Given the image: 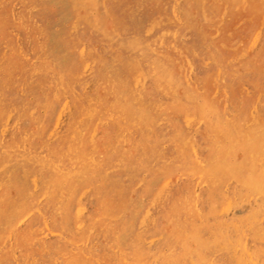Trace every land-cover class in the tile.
Returning <instances> with one entry per match:
<instances>
[{"label": "rangeland", "instance_id": "rangeland-1", "mask_svg": "<svg viewBox=\"0 0 264 264\" xmlns=\"http://www.w3.org/2000/svg\"><path fill=\"white\" fill-rule=\"evenodd\" d=\"M157 1L0 3V264H264V0Z\"/></svg>", "mask_w": 264, "mask_h": 264}, {"label": "bare ground", "instance_id": "bare-ground-1", "mask_svg": "<svg viewBox=\"0 0 264 264\" xmlns=\"http://www.w3.org/2000/svg\"><path fill=\"white\" fill-rule=\"evenodd\" d=\"M17 1H18V0H17ZM19 1H20V0H19ZM41 1H42V0H41ZM69 1H70V0H69ZM156 1H157V0H156ZM247 1H248V0H247ZM1 2H2V0L0 1V3H1ZM7 2H8V1H7ZM7 2H6V5H7ZM37 2H38V0H37ZM102 2H103V1H102ZM120 2H121V1H120ZM149 2H150V1H149ZM178 2H179V1H178ZM178 2H177V4H178ZM212 2H214V1H212ZM225 2H226V1H225ZM239 2H240V1H239ZM245 2H246V1H245ZM33 3H34V2H33ZM87 3H89V2H86L85 4H87ZM98 3H99V2H98ZM103 3H104V2H103ZM156 3H158V1H157ZM160 3H161V2H160ZM160 3H159V4H160ZM201 3H203V2H201ZM228 3H229V2H228ZM231 3H232V1H231ZM233 3H234V2H233ZM253 3H255V2H252V4H253ZM260 3H261V1H260ZM1 4H3V3H1ZM93 4H94V3H93ZM162 4H163V3H162ZM211 4H212V3H211ZM255 4H256V3H255ZM255 4H254V5H255ZM104 5H106V4H104ZM154 5H156V4H154ZM228 5H230V4H227V6H228ZM257 5H258V4H257ZM263 5H264V3H263ZM53 6H54V5H53ZM92 6H93V5H92ZM163 6H164V5H163ZM207 6H208V5H207ZM222 6H223V4H222ZM224 6H225V5H224ZM224 6H223V7H224ZM234 6H235V5H234ZM260 6H261V5H260ZM2 7H3V6H2ZM4 7H5V6H4ZM22 7H24V6L22 5ZM30 7H31V6H30ZM33 7H34V6H33ZM42 7H43V6H42ZM48 7H49V4H48ZM59 7H60V6H59ZM102 7H103V6H102ZM210 7H211V6H210ZM218 7H219V6H218ZM220 7H221V6H220ZM220 7H219V8H220ZM223 7H222V9H224ZM8 8H9V7H8ZM13 8H14V7H13ZM24 8H25V7H24ZM24 8H23V9H24ZM37 8H38V7H37ZM46 8H47V7H46ZM55 8H56V7H55ZM77 8H78V7H77ZM77 8H76V9H77ZM104 8H105V7H104ZM104 8H103V9H104ZM107 8H108V7H107ZM173 8H174V6H173ZM176 8H177V7H176ZM201 8H202V7H201ZM250 8H251V7H250ZM250 8H248V9H250ZM254 8H255V6H254ZM1 9H2V8H1ZM3 9H4V8H3ZM14 9H15V8H14ZM31 9H32V8H31ZM57 9H58V8H57ZM90 9H91V8H90ZM94 9H95V8H94ZM204 9H206V8H204ZM211 9H212V7H211ZM263 9H264V8H263ZM11 10H12V9H11ZM18 10H19V9H18ZM26 10H27V9H26ZM36 10H37V9H36ZM202 10H203V9H202ZM202 10H201V11H202ZM213 10H214V9H213ZM224 10H226V9H224ZM240 10H241V9H240ZM240 10H239V11H240ZM257 10H259V7H257ZM257 10H256V11H257ZM13 11H14V10H13ZM29 11H31V10H29ZM222 11H223V10H222ZM235 11H236V10H235ZM246 11H247V9H246ZM248 11H249V10H248ZM248 11H247V12H248ZM250 11L253 12V8H252V10L250 9ZM259 11H260V10H259ZM14 12H15V11H14ZM24 12H25V11H24ZM49 12H50V11H49ZM95 12H96V11H95ZM97 12H98V10H97ZM217 12H218V10H217ZM241 12H242V10H241ZM252 12H251V14H252ZM51 13H52V12H51ZM54 13H55V12H54ZM85 13H86V12H85ZM91 13H92V12H91ZM158 13H159V12H158ZM205 13H206V12H205ZM220 13H221V12H220ZM223 13H224V12H223ZM261 13H262V12H261ZM10 14H11V13H10ZM86 14H87V13H86ZM106 14H107V13H106ZM173 14H175V13H173ZM12 15H13V14H12ZM12 15H11V16H12ZM17 15H18V14H17ZM93 15H94V12H93ZM223 15H224V14H223ZM226 15H227V14H226ZM237 15H238V12H237ZM242 15H243V14H242ZM247 15H248V14H247ZM257 15H258V14H257ZM259 15H261V14H259ZM40 16H41V15H40ZM87 16H88V14H87ZM105 16H106V15H105ZM155 16H156V15H155ZM155 16H154V17H155ZM161 16H162V14H161ZM164 16H165V14H164ZM216 16H218V15H216ZM221 16H222V15H221ZM235 16H236V15H235ZM235 16H234V17H235ZM239 16H240V15H239ZM12 17H13V16H12ZM80 17H81V16H80ZM159 17H160V16H159ZM193 17H194V16H193ZM203 17H204V16H203ZM208 17H214V16H210V15H209ZM208 17H207V18H208ZM243 17H245V16H243ZM75 18H76V17H75ZM160 18H161V17H160ZM216 18H217V17H216ZM254 18H255V17H254ZM262 18H263V17H262ZM25 19H26V18H25ZM47 19H48V18H47ZM110 19H111V18H110ZM113 19H114V18H113ZM154 19H155V18H154ZM225 19H226V18H225ZM233 19H235V18H233ZM233 19H232V20H233ZM247 19L249 20V17H248ZM247 19H245V20H247ZM260 19H261V18H259V20H260ZM236 20H237V19H236ZM253 20H254V19H253ZM16 21H17V20H16ZM195 21H196V20H195ZM210 21H211V20H210ZM216 21H217V20H216ZM221 21H222V20H221ZM242 21H243V20H242ZM261 21H262V20H261ZM17 22L21 24V22H19V21H17ZM24 22H26V21H24ZM34 22H35V20H34ZM46 22H47V21H46ZM208 22H209V21H208ZM214 22H215V20H214ZM217 22H218V21H217ZM225 22H226V21H225ZM247 22H248V21H247ZM251 22H252V21H251ZM28 23L30 24V20H29ZM201 23H202V22H201ZM220 23H221V22H220ZM245 23H246V21H245ZM8 24H10V22H9ZM8 24H7V25H8ZM46 24H47V23H46ZM153 24H154V23H153ZM233 24H234V23H233ZM246 24H247V23H246ZM263 24H264V23H263ZM37 25H38V24H37ZM248 25H249V24H248ZM64 26H65V25H64ZM103 26H104V25H103ZM216 26H217V25H216ZM229 26H230V25H229ZM229 26H228V27H229ZM236 26H237V25H236ZM11 27H12V26H11ZM81 27H82V26H81ZM242 27H243V26H242ZM24 28H25V27H24ZM104 28H105V26H104ZM219 28H220V27H219ZM222 28H223V27H222ZM240 28H241V27H240ZM16 29H17V28H16ZM30 29H31V28H30ZM149 29H150V28H149ZM213 29H214V28H213ZM213 29H212V30H213ZM225 29H226V28H225ZM234 29H235V28H234ZM244 29H245V28H244ZM9 30H10V29H9ZM27 30H28V27H27ZM55 30H57V29H55ZM152 30H153V29H152ZM221 30H222V29H221ZM223 30H224V29H223ZM227 30H228V29H227ZM239 30H240V29H239ZM7 31H8V30H7ZM22 31H23V30H22ZM28 31H29V30H28ZM34 31H35V30H34ZM34 31H33V32H34ZM72 31H73V30H72ZM72 31H71V32H72ZM210 31H211V30H210ZM229 31H230V30H229ZM257 31H258V30H257ZM257 31H256V32H257ZM71 32H70V34H71ZM256 32H255V33H256ZM12 33H13V32H12ZM21 33H22V32H21ZM30 33H31V32H30ZM36 33H37V32H36ZM34 34H35V33H34ZM63 34H64V33H63ZM146 34H147V33H146ZM148 34H150V33H148ZM220 34H222V32H221ZM228 34H229V33H228ZM230 34H231V33H230ZM235 34H237V33H235ZM3 35H4V34H3ZM17 35H18V34H17ZM233 35H234V34H233ZM233 35H230V36L233 37ZM7 36H9V35H7ZM12 36L14 37V35L11 34V37H12ZM47 36H48V35H47ZM57 36H58V35H57ZM147 36H148V35H147ZM224 36H225V35H224ZM224 36H223V37H224ZM234 36H235V35H234ZM260 36H261V35H260ZM9 37H10V36H9ZM28 37H29V34H28ZM187 37H188V36H187ZM216 37H217V36H216ZM227 37H228V36H227ZM253 37H254V36H253ZM16 38H17V37H16ZM33 38H34V36H33ZM33 38H32V39H33ZM39 38H40V36H39ZM54 38H56V37H54ZM225 38H226V37H225ZM230 38H231V37H230ZM230 38H228V39L230 40ZM259 38H260V37H259ZM2 39H3V38H2ZM10 39H11V38H10ZM59 39H60V38H59ZM65 39H66V38H65ZM68 39H69V38H67V40H68ZM228 39H227V40H228ZM46 40H47V39H46ZM252 40H253V39H252ZM257 40H259V39H257ZM25 41H26V40H25ZM30 41H31V39H30ZM30 41H29V42H30ZM32 41H33V40H32ZM34 41H36V40H34ZM52 41H53V40H52ZM225 41H226V40H225ZM6 42H7V41H6ZM8 42H9V41H8ZM10 42H11V41H10ZM42 42H45V41L43 40ZM56 42L58 43V41H56ZM214 42H215V41H214ZM222 42H223V41H222ZM1 43H2V42H1ZM4 43H5V42H4ZM40 43H41V42H40ZM52 43H53V42H52ZM59 43H61V42H59ZM59 43H58V44H59ZM63 43H66V41L63 42ZM68 43H69V41H68ZM241 43H242V42H241ZM8 44H9V43H8ZM35 44H36V43H35ZM42 44H44V43H42ZM54 44H55V43H54ZM54 44H53V45H54ZM61 44H62V43H61ZM93 44H94V43H93ZM228 44H229V43H228ZM33 45H34V44H33ZM45 45H46V44H45ZM47 45H48V44H47ZM55 45H56V44H55ZM96 45H97V44H96ZM37 46H38V45H37ZM163 46H164V45H163ZM1 47H2V46H1ZM15 47H16V46H15ZM40 47H41V46H40ZM50 47H52V45H51ZM58 47H59V46H58ZM62 47H63V45H62ZM62 47H61V48H62ZM82 47H83V46H82ZM6 48H7V47H6ZM9 48H10V47H9ZM18 48H19V47H18ZM31 48H32V46H31ZM44 48H45V47H44ZM69 48H70V47H69ZM71 48H72V47H71ZM87 48H88V47H87ZM245 48H246V47H245ZM255 49H256V48H255ZM6 50H7V49H6ZM8 50H9V49H8ZM20 50H21V49H20ZM22 50H23V49H22ZM41 50H42V49H41ZM41 50H40V51H41ZM67 50H68V48H67ZM72 50H73V49H72ZM68 51H69L68 53H70V50H68ZM83 51H84V50H83ZM245 51H246V50H245ZM252 51H253V50H252ZM38 52H39V51H38ZM45 52H49V51H45ZM54 52H55V51H54ZM12 53H13V52H12ZM16 53H17V52H16ZM16 53H15V54H16ZM34 53H35V52H34ZM49 53H50V52H49ZM80 53H81V52H80ZM163 53H164V52H163ZM24 54H25V53H24ZM24 54H23V55H24ZM31 54H32V53H31ZM57 54H58V52L56 53V55H57ZM170 54H171V52H170ZM1 55H2V54H1ZM1 55H0V56H1ZM53 55H54V53H53ZM5 56H6V55H5ZM51 56H52V55H51ZM78 56H79V55H78ZM21 57H22V53H21ZM40 57H41V56H39V58H40ZM45 57H46V56H45ZM49 57H50V56H49ZM57 57H58V56H57ZM68 57H69V55H68ZM162 57H164V55H162ZM171 57H173V56H171ZM1 58H2V57H1ZM1 58H0V59H1ZM17 58H19V57H17ZM22 58H23V57H22ZM11 59H12V58H11ZM14 59H16V58H14ZM25 59H26V58H25ZM45 59H47V58H45ZM56 59H57V58H56ZM166 59H167V58H166ZM1 60H2V59H1ZM12 60H13V59H12ZM19 60H20V59H19ZM21 60H22V59H21ZM28 60H29V59H28ZM28 60H27V61H28ZM49 60H50V58H49ZM67 60H68V59H67ZM69 60H70V59H69ZM69 60H68V61H69ZM167 60H168V59H167ZM170 60H171L172 63L175 61V60L173 61L172 59H170ZM254 60H255V59H254ZM3 61H4V60H3ZM7 61H8V60H7ZM7 61H6V63H7ZM30 61H31V60H30ZM41 61H42V59H41ZM46 61H47V60H46ZM46 61H45V62H46ZM70 61H71V60H70ZM76 61H77V60H76ZM79 61H80V60H79ZM93 61L95 62V60H93ZM207 61H208V60H207ZM1 62H2V61H1ZM8 62H10V61H8ZM12 62H13V61H12ZM15 62H17V61L15 60L14 63H15ZM43 62H44V61H43ZM63 62H64V61H63ZM40 63H41V62H40ZM75 63H76V62H75ZM201 63H202V62H201ZM15 64H16V63H15ZM15 64H14V65H15ZM57 64H58V63H57ZM78 64H79V63H78ZM6 65H7V64H6ZM25 65H26V63H25ZM54 65H55V64H54ZM66 65H67V64H66ZM66 65H65L64 68H67ZM85 65H86V64H85ZM92 65H93V64H92ZM257 65H258V64H257ZM257 65H256V66H257ZM69 66H70V65H69ZM0 67H1V66H0ZM2 67H3V66H2ZM84 67H85V66H84ZM84 67H83V68H84ZM86 67H87V65H86ZM191 67H192V66H191ZM50 68H51V67H50ZM50 68H49V69H50ZM58 68H59V67H58ZM61 68H62V67H61ZM68 68H69V67H68ZM72 68H74V67H72ZM51 69H52V68H51ZM53 69H54V68H53ZM59 69H60V68H59ZM69 69H70V68H69ZM85 69H86V68H85ZM173 69H174V68H173ZM218 69H219V68H218ZM0 70H1V69H0ZM22 70H23V69H22ZM24 70H25V69H24ZM72 70H73V69H72ZM83 70H84V69H83ZM20 71H21V70H20ZM49 71H51V70H49ZM84 71H85V70H84ZM124 71H125V70H124ZM0 72H1V71H0ZM23 72H24V71H23ZM218 72H219V71H218ZM128 73H129V72H128ZM87 74H88V73H87ZM126 74H127V73H126ZM217 74H218V73H217ZM2 76H3V75H2ZM3 77H4V76H3ZM24 77H25V76H24ZM127 77H128V76H127ZM20 78H21V77H20ZM14 79H15V78H14ZM5 81H6V80H5ZM2 82H3V81H2ZM2 82H1V83H2ZM15 82H16V81H15ZM143 82H144V81H143ZM18 83H19V81H18ZM3 84H4V83H3ZM14 84H15V83H14ZM22 84H23V83H21V85H22ZM9 85H10V84H9ZM15 85H16V84H15ZM27 85H28V84H27ZM104 85H105V84H104ZM108 85H109V84H108ZM112 85H113V84H112ZM17 86H18V85H17ZM17 86H16V87H17ZM89 86H90V85H89ZM89 86H88V87H89ZM118 86H122V85L119 84ZM0 87H1V86H0ZM11 87H13V85H12ZM16 87H15V88H16ZM114 87H115V86H114ZM191 87H192V86H191ZM243 87H244V86H243ZM61 88H62V87H61ZM107 88H109V87H107ZM6 89H8V88H6ZM1 90H2V89H1ZM18 90H19V89H18ZM20 90H21V89H20ZM22 90H23V87H22ZM22 90H21V91H22ZM87 90H88V89H87ZM114 90H115V89H114ZM215 90H216V89H215ZM246 90H247V89H246ZM6 91H7V90H6ZM12 91H13V90H12ZM96 91H97V90H96ZM101 91H102V90H101ZM104 91H105V90H104ZM24 92H25V91H24ZM105 92H106V91H105ZM112 92H113V91H112ZM182 92H183V91H182ZM0 93H1V92H0ZM8 93H10V92H8ZM67 93H68V92H67ZM96 93H97V92H96ZM103 94H104V93H103ZM114 94H115V93H114ZM134 94H135V93H134ZM20 95H21V94H20ZM66 95H67V94H66ZM58 96H59V95H58ZM63 96H64V95H63ZM96 96H97V95H96ZM141 96H143V94H142ZM65 97H66V96H65ZM101 97H102V96H101ZM201 97H202V96H201ZM9 98H10V97H9ZM90 98H91V97H90ZM115 98H116V97H115ZM141 98H142V97H141ZM69 99H70V98H69ZM76 99H77V98H76ZM99 99H100V98H99ZM103 100H104V99H103ZM2 101H4V100L2 99ZM95 102H96V101H95ZM100 102H101V101H100ZM64 103H65V102H64ZM66 103H67V102H66ZM98 103H99V102H98ZM98 103H97V104H98ZM102 103H103V102H102ZM255 103H256V102H255ZM100 104H101V103H100ZM40 105H41V104H40ZM98 105H99V104H98ZM114 105H116V104H114ZM114 105H113V106H114ZM180 105H182V104H180ZM64 106H66V105H64ZM70 106H71V105H70ZM70 106H69V107H70ZM95 106H96V105H95ZM51 107H52V106H51ZM115 107H116V106H115ZM115 107H114V108H115ZM97 108H98V107H97ZM212 108H213V107H212ZM255 108H256V106H255ZM68 109H69V108H68ZM112 109H113V108H112ZM162 109H163V108H162ZM180 109H181V108H180ZM16 110H17V109H16ZM96 110H97V109H96ZM14 111H15V110H14ZM23 111H24V110H23ZM45 111H46V110H45ZM174 111H175V110H174ZM176 111H177V110H176ZM0 112H1V111H0ZM7 112H8V111H7ZM59 112H60V111H59ZM66 112H67V111H65V114H66ZM85 112H86V111H85ZM98 112H99V111H98ZM178 112H179V111H178ZM251 112H252V111H251ZM33 113H34V112H33ZM44 113H45V112H44ZM48 113H50V112H48ZM86 113H87V112H86ZM105 113H106V111H105ZM158 113H159V111H158ZM171 113H172V112H171ZM1 114H2V113H1ZM14 114H15V113H14ZM50 114H51V113H50ZM58 114H59V113H58ZM71 114H72V113H71ZM79 114H80V113H79ZM103 114H104V112H103ZM112 114H113V113H112ZM127 114H128V113H127ZM196 114H197V113H196ZM2 115H3V114H2ZM10 115H11V114H10ZM12 115H13V114H12ZM91 115L93 116L94 114H91ZM258 115H259V114H258ZM49 116H50V115H49ZM58 116H59V115H58ZM61 116H62V115H61ZM71 116H72V115H71ZM76 116H78V115H76ZM76 116H74V118H75ZM88 116H89V115H88ZM156 116H157V115H156ZM167 116H168V115H167ZM81 117H82V116H81ZM158 117H159V116H158ZM168 117H169V116H168ZM175 117H176V115H175ZM59 118H60V117H59ZM169 118H171V117H169ZM185 118H186V117H185ZM57 119H58V117H57ZM60 119H61V118H60ZM65 119H66V118H65ZM71 119H72V118H71ZM89 119H90V118H89ZM145 119H147V118H145ZM187 119H188V117H187ZM93 120H95V119H93ZM117 120H118V119H117ZM185 120H186V119H185ZM3 121H4V120H3ZM146 121H147V120H146ZM171 121H173V119H171ZM190 121H191V120H190ZM190 121H189V122H190ZM15 122H16V121H15ZM43 122H44V121H43ZM55 122H56V121H55ZM59 122H60V120H59ZM74 122H75V120H74ZM92 122H93V121H92ZM165 122H166V121H165ZM200 122H201V121H200ZM5 123H6V122H4L3 124H5ZM44 123H45V122H44ZM46 123H47V121H46ZM71 123H72V122H71ZM102 123H103V122H102ZM147 123H148V121H147ZM187 123H188V122H187ZM41 124H42V122H41ZM55 124H56V123H55ZM75 124H77V123H75ZM87 124H88V123H87ZM87 124H86V126H87ZM163 124H164V123H163ZM170 124L172 125V123H170ZM45 125H46V124H45ZM60 125H62V124H60ZM63 125H64V124H63ZM89 125H90V124H89ZM91 125H92V124H91ZM199 125H200V124H199ZM55 126H56V125H55ZM68 126H69V125H68ZM166 126H168V125H166ZM38 127H39V126H38ZM41 127H43V126H41ZM60 127H61V126H60ZM73 127H74V125H73ZM77 127H79V125H78ZM81 127H82V126H81ZM93 127H94V126H93ZM2 128H3V127H2ZM2 128H1V129H2ZM8 128H9V127H8ZM11 128H12V127H11ZM46 128H47V127H46ZM46 128H45V129H46ZM55 128H56V127H55ZM66 128H67V127H66ZM88 128H89V127H88ZM160 128H161V127H160ZM14 129H15V127H14ZM60 129H61V128H60ZM102 129H103V128H102ZM6 130H7V129H6ZM11 130H12V129H11ZM26 130H27V129H26ZM58 130H59V129H58ZM58 130H57V131H58ZM74 130H75V129H74ZM38 131H39V130H38ZM94 131H95V130H94ZM3 132H4V131H3ZM43 132H44V131H43ZM58 132H59V131H58ZM14 133H15V132H14ZM65 133H66V132H65ZM67 133H68V132H67ZM67 133H66V134H67ZM80 133H81V131H80ZM15 134H16V133H15ZM15 134H14V135H15ZM31 134H32V133H31ZM88 134H89V133H88ZM200 134H201V133H200ZM73 135H74V134H73ZM101 135H102V134H101ZM12 136H13V135H12ZM17 136H18V135H17ZM32 136H33V135H32ZM59 136H60V135H59ZM87 136H88V135H87ZM96 136H98V135H96ZM27 137H28V136H27ZM77 137H79V136H77ZM77 137H76V138H77ZM85 137H86V135H85ZM227 137H228V136H227ZM3 138H4V137H3ZM10 138H11V137H10ZM34 138H35V136H34ZM70 138H73V137H70ZM86 138H87V137H86ZM97 138H98V137H97ZM102 138H103V137H102ZM154 138H155V137H154ZM35 139L37 140V138H35ZM60 139H61V138H60ZM60 139H59V140H60ZM2 140H4V139H2ZM12 140H13V139H12ZM24 140H25V139H24ZM28 140H30V139L28 138ZM28 140H26V142H27ZM76 140H77V139H76ZM16 141H17V140H16ZM16 141H15V143H16ZM20 141H21V140H20ZM38 141H39V140H38ZM50 141H51V140H50ZM68 141H69V140H68ZM70 141H71V140H70ZM78 141H79V139H78ZM243 141H244V140H243ZM12 142H13V141H12ZM60 142H61V140H60ZM29 143H30V142H29ZM64 143H65V140H64ZM72 143H73V142H72ZM75 143H76V142H75ZM73 144H74V143H73ZM154 144H155V143H154ZM234 144H235V143H234ZM7 145H8V144H7ZM24 145H25V144H24ZM71 145H72V144H71ZM243 145H244V144H243ZM12 146H13V145H12ZM95 146H97V145H95ZM4 147H5V146H4ZM4 147H3V148H4ZM122 147H123V146H122ZM215 147H216V145H215ZM76 148H77V147H76ZM96 148H97V147H96ZM232 148H233V147H232ZM72 149H74V148H72ZM78 149H79V148H78ZM243 149H245V148H243ZM1 150H2V149H1ZM5 150H6V149H5ZM95 150H96V149H95ZM6 151H7V150H6ZM17 151H18V150H17ZM39 151H40V150H39ZM80 151H81V150H80ZM82 151H83V150H82ZM229 151H231V150H229ZM236 151H237V150H236ZM83 152H84V151H83ZM89 152H90V150H89ZM92 152H93V151H92ZM95 152H96V151H95ZM236 153H237V152H236ZM236 153H235V154H236ZM76 154H78V153H76ZM130 154H131V153H130ZM11 155H12V154H11ZM28 156H29V155H28ZM85 156H86V155H85ZM130 156H131V155H130ZM2 157H3V155H2ZM149 157H150V156H149ZM84 158H85V157H84ZM130 158H131V157H130ZM88 159H89V158H88ZM146 159H147V158H146ZM80 160H81V159H80ZM146 163H147V162H146ZM90 164H91V163H90ZM93 164H94V163H93ZM149 164H150V163H149ZM152 164H153V162H152ZM115 165H116V164H115ZM141 165H142V164H141ZM145 165H146V164H145ZM147 165H148V164H147ZM154 165H155V164H154ZM108 166H109V165H108ZM117 166H118V165H117ZM113 167H114V166H113ZM118 167H119V166H118ZM96 168H98V167H96ZM86 169H87V168H86ZM91 169H92V168H91ZM140 169H141V168H140ZM142 169H144V168H142ZM84 170H85V169H84ZM41 171H42V170H41ZM92 171H93V170H92ZM92 171H91V173H92ZM87 173H89V172H87ZM87 173H86V174H87ZM163 174H165V173H163ZM175 174H176V173H175ZM142 175H143V174H142ZM147 175H148V174H147ZM81 176H82V175H81ZM17 177H18V176H17ZM82 177H83V176H82ZM156 177H157V176H156ZM170 177H171V176H170ZM195 177H196V176H195ZM100 178H102V177H100ZM175 178H176V177H175ZM200 178H201V177H200ZM33 179H34V178H33ZM88 179H89V178H88ZM102 179H103V178H102ZM84 180H86V182H87V179H84ZM169 180H170V178H169ZM169 180H168V181H169ZM177 180H178V179H177ZM21 181H22V180H21ZM26 181H27V180H26ZM33 181H34V180H33ZM106 181H107V180H106ZM12 182H14V181H12ZM88 182H90V181H88ZM92 182H93V181H92ZM96 182H97V181H96ZM169 182H170V181H169ZM90 183H91V182H90ZM94 183H95V182H94ZM163 183H164V182H163ZM64 184H65V183H64ZM99 184H100V183H99ZM166 184H167V183H166ZM197 184H198V183H197ZM14 185H16V184H14ZM84 185H85V184H84ZM90 185H91V184H90ZM93 185H94V184H93ZM93 185H91V186L93 187ZM168 185H169V184H168ZM16 186H17V185H16ZM16 186H14V187H16ZM20 186H22V185H20ZM73 186H74V185H73ZM75 186H76V185H75ZM80 186H81V185H80ZM85 186H88V185L86 184ZM9 187H10V186H9ZM76 187H77V186H76ZM100 187H102V185H100ZM18 188H19V187H18ZM53 188H54V187H53ZM74 188H75V187H74ZM102 188H104V186H103ZM164 188H165V187H164ZM164 188H163V189H164ZM171 188H172V187H171ZM22 189H23V188H22ZM72 189H73V188H72ZM72 189H71V190H72ZM76 189H78V188H76ZM94 189H97V188L94 187ZM9 190H12V189H9ZM14 190H15V189H14ZM35 190H36V189H35ZM73 190H74V189H73ZM88 190H89V189H88ZM146 190H147V189H146ZM146 190H145V191H146ZM169 190H170V189H169ZM52 191H53V190H52ZM104 191L106 192V190H104ZM107 191H108V190H107ZM109 191H110V188H109ZM71 192H72V191H71ZM100 192H101V191H100ZM102 192H103V191H102ZM116 192H117V191H116ZM63 193H64V192H63ZM108 193H109V192H108ZM108 193H106V194H108ZM114 193H115V192H114ZM115 194H116V193H115ZM118 194H119V192H118ZM131 194H132V193H131ZM158 194H160V193H158ZM161 194H162V193H161ZM54 195H55V194H54ZM84 195H85V194H84ZM84 195H83V196H84ZM17 196H18V195H17ZM52 196H53V195H52ZM83 196H82V198H83ZM106 196H107V195H106ZM108 196H109V195H108ZM113 196H114V195H113ZM113 196L111 197V199L113 198ZM143 196H144V195H143ZM226 196H227V195H226ZM61 197H62V196H61ZM70 197H71V196H70ZM84 197H85V196H84ZM109 197H110V196H109ZM144 197H145V196H144ZM158 197H159V196H158ZM52 198H53V197H52ZM66 198H67V197H66ZM100 198H101V197H100ZM156 198H157V196H156ZM251 198H252V197H251ZM69 199H70V198H69ZM69 199H68V200H69ZM79 199H80V198H79ZM94 199H95V198H94ZM117 199H118V198H117ZM122 199H124V198H122ZM163 199H164V198H163ZM3 200H4V199H3ZM81 200H83V199H81ZM89 200H90V199H89ZM95 200H97V199H95ZM120 200H121V199H120ZM120 200H119V201H120ZM158 200H159V199H158ZM1 201H2V200H1ZM100 201H101V200H100ZM116 201H117V200H116ZM122 201H123V200H122ZM122 201H121V202H122ZM155 201H156V200L154 199V202H155ZM195 201H196V200H195ZM3 202H4V201H3ZM69 202H70V200H69ZM80 202H81V201H80ZM152 202H153V201H152ZM4 203H5V202H4ZM38 203H39V202H38ZM54 203H55V202H54ZM83 203H84V202H83ZM117 203H118V202H117ZM117 203H116V204H117ZM114 204H115V202L113 203V205H114ZM116 204H115V205H116ZM119 204H121V203H119ZM151 204H152V203H151ZM151 204H150L149 206H151ZM155 204H156V202L154 203V205H155ZM189 204H190V203H189ZM228 204H229V203H228ZM6 205H7V204H6ZM6 205H5V206H6ZM59 205H60V204H59ZM62 205H63V203H62ZM62 205H61V206H62ZM76 205H78V204H76ZM102 205H103V204H102ZM156 205H157V204H156ZM229 205H230V204H229ZM26 206H27V205H26ZM48 206H49V205H48ZM98 206H99V205H98ZM121 206H122V205H121ZM57 207H58V206H57ZM67 207H68V206H67ZM110 207H113V206H110ZM115 207H116V206H115ZM21 208H22V207H21ZM55 208H56V207H55ZM62 208H63V207H62ZM77 208H78V207H77ZM117 208L119 209V207H117ZM225 208H226V207H225ZM1 209H2V208H1ZM67 209H68V208H67ZM110 209H111V208H110ZM131 209L133 210V208H131ZM229 209H230V208H229ZM20 210H21V209H20ZM25 210H26V208H25ZM25 210H24V211H25ZM78 210H79V209H78ZM101 210H102V209H101ZM108 210H109V209H108ZM113 210H114V209H113ZM146 210H148V209H146ZM157 210H158V208H157ZM24 211H22V212H24ZM86 211H87V210H86ZM111 211H112V210H111ZM121 211H122V210H121ZM134 211H135V208H134ZM0 212H1V211H0ZM17 212H19V210H18ZM63 212H64V211H63ZM93 212H94V211H93ZM97 212L99 213L98 210H97ZM106 212H108V211H106ZM186 212H187V211H186ZM7 213H8V212H7ZM20 213H21V212H20ZM60 213H62V211H61ZM84 213H85V212H84ZM112 213H113V212H112ZM148 213H149V211H148ZM21 214H22V213H21ZM73 214H74V212H73ZM77 214H79V213H77ZM130 214H131V213H130ZM61 215H62V214H61ZM61 215H60V216H61ZM106 215H107V214H106ZM106 215H105V216H106ZM111 215H112V214H111ZM167 215H168V214H167ZM28 216H29V215H28ZM96 216H99V215H96ZM26 217H27V216H26ZM55 217H56V216H55ZM61 217L63 218L64 215L61 216ZM81 217H82V216H81ZM106 217H107V216H106ZM17 218H18V217H17ZM64 218H65V217H64ZM74 218H75V216H74ZM98 218H99V217H98ZM98 218H97V220H98ZM23 219H24V218H23ZM79 219H80V218H79ZM104 219H105V218H104ZM142 219H143V217H142ZM86 220H87V219H86ZM90 220H91V219H90ZM97 220H96V221H97ZM101 220H102V219H101ZM71 221H73V220H71ZM91 221H92V220H91ZM128 221H129V220H128ZM146 221H147V220H146ZM73 222H74V221H73ZM87 222H88V224H89V221H87ZM87 222H86V223H87ZM143 222H144V220H143ZM122 223H123V222H122ZM146 223H147V222H146ZM148 223H149V222H148ZM18 224H19V223H18ZM142 224H143V223H142ZM169 224H170V222H169ZM59 225H60V224H59ZM84 225H85V224H84ZM123 225H124V223H123ZM166 225H167V224H166ZM18 226H19V225H18ZM88 226H89V225H88ZM143 226H144V225H143ZM170 226H172V225H170ZM62 227H64V226H62ZM65 227H68V226H65ZM65 227H64V228H65ZM70 227H71V226H70ZM78 227H79V226H78ZM79 228H80V227H79ZM121 228H122V227H121ZM142 229H143V228H142ZM170 229H171V228H170ZM81 230H82V229H81ZM120 230H121V229H120ZM20 231H21V230H20ZM169 232H170V230H169ZM19 233H20V232H19ZM71 233H72V232H71ZM76 233H77V232H76ZM85 233H86V232H85ZM139 233H141V232H139ZM139 233H138V235H139ZM65 234H66V233H65ZM86 234H87V233H86ZM89 234H90V233H88V235H89ZM71 235H72V234H71ZM144 235H145V234H144ZM9 237H10V236H9ZM72 237H73V236H72ZM133 237H134V236H133ZM139 237H140V236H139ZM139 237H138V238H139ZM141 239H142V238H141ZM66 240H68V238H66ZM71 240H72V239H71ZM152 240H153V239H152ZM150 241H151V240H150ZM153 241H154V240H153ZM72 242H73V241H71V242H69V243H71V244H74V243H75V242H73V243H72ZM245 243H246V242H245ZM22 245H23V244H22ZM32 245H33V244H32ZM81 246H83V244H82ZM81 246H80V247H81ZM116 247H117V246H116ZM191 247H192V246H191ZM244 247H245V246H244ZM71 248H72V247H71ZM78 248H79V247H78ZM111 248H112V247H111ZM31 250H32V249H31ZM115 251H116V250H115ZM75 252H76V251H75ZM78 253H79V252H78ZM70 254H71V253H70ZM72 254H73V253H72ZM178 254H179V253H178ZM78 256H79V255H78ZM15 257H16V256H15ZM66 257H67V256H66ZM80 257H81V255H80ZM86 257H87V256H86ZM63 258H64V257H63ZM69 258L71 259V257H69ZM69 258H68V259H69ZM74 258H75V257H74ZM81 258H82V257H81ZM87 258H89V257H87ZM26 259H27V258H26ZM26 259H25V260H26ZM64 259H65V258H64ZM76 259H77V258H76ZM76 259H73V261H75ZM78 259H79V258H78ZM91 259H92V258H91ZM65 260L68 261L67 259H65ZM71 260H72V259H71ZM85 260L87 261V259H85ZM80 261L82 262V260H80ZM33 262H34V261H33ZM68 262H69V261H68ZM70 262H71V261H70ZM75 262H76V261H75ZM65 263H66V262H65ZM65 263H64V264H65ZM100 263H101V262H100ZM126 263H127V262H126ZM183 263H184V262H183ZM16 264H17V263H16ZM71 264H72V263H71ZM78 264H79V263H78ZM85 264H86V263H85ZM98 264H99V263H98ZM129 264H130V263H129Z\"/></svg>", "mask_w": 264, "mask_h": 264}]
</instances>
